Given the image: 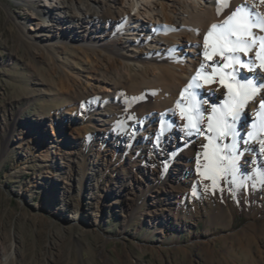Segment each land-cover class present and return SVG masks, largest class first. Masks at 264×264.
I'll return each instance as SVG.
<instances>
[{
  "label": "rangeland",
  "instance_id": "obj_1",
  "mask_svg": "<svg viewBox=\"0 0 264 264\" xmlns=\"http://www.w3.org/2000/svg\"><path fill=\"white\" fill-rule=\"evenodd\" d=\"M31 6L40 11L36 0H0V264H264V182L257 176L264 170V152L246 135L255 131L250 125L264 89L236 122L243 137L237 138V166L251 178L238 186L231 176L225 182L216 175L214 187L201 175L209 163L204 154L211 156L214 145L204 135L186 134L176 104L187 107L189 95L181 97L182 89L168 82L169 71L147 79L130 61L136 56L124 51L129 76L109 71L105 78L96 76L104 86L97 91H84L82 85L62 91L55 67L82 79L92 58L75 49L58 50V65L44 48L47 32L35 27L51 23L42 13L33 14ZM129 26L128 17L112 24L101 42L104 49H120L133 38L124 35ZM57 29L54 24L52 31ZM24 30L38 43L25 41ZM174 30L169 27L165 34ZM139 45L151 67L163 68L164 59L176 56L162 45H157L161 50ZM260 73L258 83L264 84ZM239 76L246 78L243 71ZM218 77L217 72L196 90L197 100L208 101L202 105V129L210 105L227 92ZM63 114L64 127L58 119ZM48 118L55 119L53 125ZM218 143L222 148L232 139ZM65 156L78 161L86 174L83 183H90L87 191L94 192L81 211L77 181L70 188L65 183L69 168L75 177L79 169L65 167Z\"/></svg>",
  "mask_w": 264,
  "mask_h": 264
},
{
  "label": "bare ground",
  "instance_id": "obj_2",
  "mask_svg": "<svg viewBox=\"0 0 264 264\" xmlns=\"http://www.w3.org/2000/svg\"><path fill=\"white\" fill-rule=\"evenodd\" d=\"M36 1L40 11L31 6L32 13L35 15L42 13L43 17L48 18L51 26L50 24H48V26H40V24L35 23V27L44 28V31L47 32L48 35H42L48 37L44 48L51 52L52 57L59 63L57 64L61 65L60 58L56 56L58 50L66 51L75 49L79 51L81 55L85 56L87 60L92 58L90 62V72L83 76L82 79L80 76H78V78H75L76 76L72 77V74L70 75L65 72L60 66L55 67L58 81L56 84L62 91H71L75 85H82L84 91H97L95 89L104 88V86L101 85L103 81L98 80L96 76L100 75L105 78L109 71L120 73L122 78L129 76L128 72L130 65L127 64V58L122 53L124 51L136 56L134 60L130 61L134 63L136 69L144 71L145 78L148 79L151 76H160L166 70L169 71L167 76L168 82L175 88H181L183 90L196 74L201 64L206 66L202 71L203 75L205 73H212L213 69L211 64L213 62L221 65L224 63L219 56H214L210 61L206 60L203 55L205 51L204 36L208 32L211 24L222 22L233 9L242 4L247 5L248 9L253 13L260 14L264 11V6H262L263 3H260V0H230V7L224 9L219 16L216 13L217 5L215 0H91V3H85L81 0L79 4L76 3L75 0ZM131 11H135L136 13L133 18L128 15ZM126 17L130 19V26L129 29L125 30L129 33H125L124 35H129V37L133 38L128 39L127 37L128 43L126 42L120 49H104L101 42L104 36L109 33L111 25H118ZM67 18H70L71 21L66 20ZM100 18H105L107 22H102ZM54 24L58 26V33L52 31V26ZM189 26L193 28L188 29ZM169 27L175 29V32L165 34V31ZM79 33L80 35L78 36ZM196 34L198 35L196 36ZM261 34L262 32H258V35ZM21 35L29 44H32L34 41L38 43L39 41L36 35L28 33L26 30L22 31ZM154 35H157L159 39ZM195 39H198L197 42H195ZM139 41L150 45V50L160 49L157 45H162L169 51L175 50L176 56L173 60L164 59L162 61L164 64L163 68L151 67L152 61L141 57L142 51L140 50ZM121 43L123 44V42ZM181 46L189 48L180 50L179 47ZM102 50H105L106 55H99V52ZM255 53L256 49H253L248 56H245L243 53H238V55L241 56L244 63L251 60L253 63L258 64ZM234 67L236 68L237 79H242L239 76V72L243 71L246 75L245 77L248 79L259 78V80H262L260 79L261 71L259 70H250L247 67H240V65H235ZM226 70L231 72L232 68L224 69L225 72ZM215 78L217 79V77ZM197 83L200 85L209 84L203 79H198ZM201 88L203 87L201 86ZM166 89L168 90L167 87ZM197 89L198 88L191 89L190 91L196 92ZM182 90H180V92ZM160 91H162V89ZM176 92H178V90ZM55 119L48 118L52 125ZM58 119L62 121L63 127L67 126V124L64 123V114L60 115ZM38 120L41 121L44 119L39 117ZM149 125H152V122H150ZM130 143L131 142H129V144ZM73 153L76 154V152ZM54 154L58 155V152H54ZM60 159H62V155ZM64 159L66 164L65 167H71L72 164H75V167L79 169L75 177L72 170L69 168V172L66 174L68 176L70 175V177H67V182L65 183L67 187L70 188L72 186L70 182L77 181V187L81 192L78 200V210L81 211L85 204H89L87 200L92 198L94 192L91 193V189L87 191L90 183L88 184V181L85 184L83 183L86 174L80 168L78 161L72 160L68 156H65ZM52 180L61 181L59 176H52ZM96 180L97 182L95 183L97 186L100 179ZM54 187L56 188V186L53 185V188ZM63 188L64 187H62V189ZM85 198L86 200H84ZM63 199L66 200L65 196ZM72 219L75 222L77 218L72 217Z\"/></svg>",
  "mask_w": 264,
  "mask_h": 264
},
{
  "label": "snow or ice",
  "instance_id": "obj_3",
  "mask_svg": "<svg viewBox=\"0 0 264 264\" xmlns=\"http://www.w3.org/2000/svg\"><path fill=\"white\" fill-rule=\"evenodd\" d=\"M215 2L218 16L221 15L224 9L230 7V0H215ZM260 3H264V0H260ZM258 32H264V16L253 13L247 5L243 4L233 9L222 22L211 24L204 36L205 51L203 55L206 60L210 61L214 56H219L224 63L221 65L213 62L211 64L212 73L203 75L202 71L206 66L201 64L196 74L181 92V97L185 93L189 95L187 107H181L179 101L176 104V107L181 109V118L186 121L184 124L186 134L189 136L194 133L204 135L209 143L214 145L211 156L207 152L204 154L209 163L205 164V172L201 173L205 178L213 180L214 187L216 186V175H221L225 182H229L228 177L231 176V183L238 186H242L245 179L251 178L242 176L237 166V161L241 155L237 152V138L243 139V137L236 129V122L240 120L241 113L247 104L254 100L261 89H264V84L258 83L259 78L237 79L234 66L240 65V67H247L250 70L258 67L260 71H264V36L258 35ZM253 49H256L255 54L258 64L253 63L251 60L244 63L238 53L248 56ZM228 68H232V71L225 72L224 69ZM218 70L220 83L227 89V92L219 104L213 103L210 105L211 112L207 114V128L202 129L201 124L204 122L206 111L202 105L208 103V101L197 100L196 96L198 94L190 90L200 87V84L197 83L198 79H203L205 82L212 81ZM257 121L259 122L258 125ZM250 127L255 131H249L246 134L248 140H257L261 145L260 151L264 152V140H259V135L264 133V98L261 99L258 105L256 121ZM207 133H212V135ZM161 134H157V140H159ZM228 137H231L232 143L224 144L221 148L218 142H222ZM248 140L245 142L247 143ZM202 147L208 149L209 144H204ZM209 171L213 173L211 177L208 175ZM257 176L260 182H264V170H258ZM193 194L195 195V192Z\"/></svg>",
  "mask_w": 264,
  "mask_h": 264
}]
</instances>
